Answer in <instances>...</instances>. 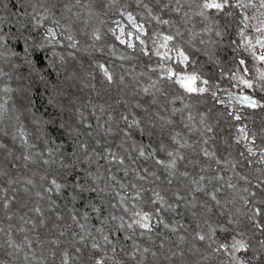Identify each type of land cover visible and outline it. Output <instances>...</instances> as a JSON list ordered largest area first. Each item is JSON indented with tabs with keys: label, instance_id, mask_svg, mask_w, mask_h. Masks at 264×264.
Returning <instances> with one entry per match:
<instances>
[{
	"label": "snow or ice",
	"instance_id": "6c2138e0",
	"mask_svg": "<svg viewBox=\"0 0 264 264\" xmlns=\"http://www.w3.org/2000/svg\"><path fill=\"white\" fill-rule=\"evenodd\" d=\"M261 114L264 0H0V264H264Z\"/></svg>",
	"mask_w": 264,
	"mask_h": 264
},
{
	"label": "trees",
	"instance_id": "16d2710c",
	"mask_svg": "<svg viewBox=\"0 0 264 264\" xmlns=\"http://www.w3.org/2000/svg\"><path fill=\"white\" fill-rule=\"evenodd\" d=\"M227 67H228V63H227V61H225V69H227ZM207 71L215 72V69H213V68L210 67L209 69H207ZM222 83H223V86H224V87H227V86H228L227 81H223ZM40 99H41V101H42V100H43V96H41ZM261 115H264V114H261ZM256 119L259 120V119H260V115H258V116L256 117ZM222 127H223V126H222Z\"/></svg>",
	"mask_w": 264,
	"mask_h": 264
}]
</instances>
